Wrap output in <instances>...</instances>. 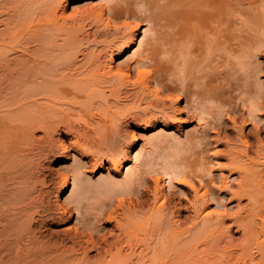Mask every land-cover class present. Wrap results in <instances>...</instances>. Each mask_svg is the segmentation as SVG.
<instances>
[{
    "label": "bare ground",
    "instance_id": "1",
    "mask_svg": "<svg viewBox=\"0 0 264 264\" xmlns=\"http://www.w3.org/2000/svg\"><path fill=\"white\" fill-rule=\"evenodd\" d=\"M67 1L0 0V264H264V143L261 139L252 157L244 139L243 153L237 150L228 155L226 169L229 174H237L234 187L221 173L216 179L210 166L211 156H207L205 150H198L199 153L196 150L197 156L192 160H180V154L177 158L164 154L159 167H154V156L150 151L149 154L133 156L139 163L129 166L126 179L119 182L127 193L131 185L137 184L141 188L134 190L143 196L147 188L146 175L155 172L164 176L163 182H167V186L183 183L192 193L191 197L184 199L186 204L179 199L174 205L176 209L170 211L171 199L159 186V177L153 176L152 204L148 202L151 207L148 213L144 211L153 221L144 234L136 232L138 236L134 231L133 236L131 232L137 225L135 229L131 225L128 231L127 223L139 211L136 207L146 200L137 199L134 202L136 207L130 202L131 206H125L127 215L120 210L118 213L100 196L110 191L107 188L112 186L111 182L98 185L88 182L87 187L84 185L73 195L75 197L70 202L81 215L80 228L73 227L74 232L63 233L64 238L60 236L58 242H50L41 234L42 225L55 224L63 219L67 209L64 204L61 206L50 201L52 188L48 187V182L51 179L40 168L41 158L55 153L58 146L53 143L54 135L64 132L76 151L82 155L89 152V148H82L80 143L92 134L76 126L72 119L75 114L85 116L84 113L88 114L93 107H102L101 100L93 99L104 95V89H110L116 96L121 92H132L133 98H140L138 95L142 94L143 101L148 100L154 107L161 105L158 114L163 117L170 113L166 106L172 110L177 107L180 111L175 104L182 98L184 108L190 106L194 111L200 110L199 117L204 113L202 106L207 101H214L221 109L226 107V114L234 109L236 112L240 104L244 105L252 119L257 116L254 112L264 109V95L257 87L244 89L239 85L243 88L242 94L238 92L241 96L231 94V85L226 83L227 80L224 83L228 75L225 77L220 73L217 56L215 58L219 50H224L228 56L226 63H232L230 57L240 58L252 45L255 34L252 35L251 31L264 35V3H260L264 0H253L254 12L245 10L244 18H240V28L237 27L236 42L232 41L236 36L235 0H103L96 8L76 11L68 16L64 10ZM127 18L134 21L127 22ZM121 19L125 20L123 35L118 41L113 38L106 42L104 39L105 43L101 41L104 44L101 50L109 49L107 61H101L93 56L90 43L99 35H108L111 25ZM67 21L71 22L70 26ZM86 21H96L99 25L90 32L85 29L89 25ZM249 21L251 25H248ZM141 26H144L142 32H137ZM58 37H61V43H56ZM133 47L131 62L113 68V59L126 55ZM113 50L116 51L114 55ZM78 55L82 57L78 59ZM131 71H134V77H131ZM173 92L179 95L169 97ZM163 94H168V104ZM117 108L110 110L106 107L104 111L111 116L114 127L120 126L125 119L121 116L128 114ZM136 118L147 119L145 114L137 113L132 119ZM97 122L100 127L105 124L101 117ZM242 122L240 130L247 122L246 118H242ZM106 133L101 134L105 136ZM59 146L62 151L68 148L64 143ZM109 151L102 155L110 158L113 167L120 166L126 151ZM99 160L95 158L93 165H99ZM75 170L71 172L72 185L80 182L81 172ZM62 179V190H67L68 180L66 177ZM87 192L101 199L94 205V212L80 211ZM225 194H229L227 204L222 203ZM210 198L215 200L217 210L208 209ZM243 199L248 203L241 206ZM233 200L236 209L230 213L227 206ZM184 210L189 214L182 217ZM165 216L169 219L165 220ZM227 220L236 227L235 231L240 232L238 242L234 243L231 231L225 225ZM109 223H113L112 228L103 232ZM67 242H70L68 246ZM93 251L95 259L91 260L89 253Z\"/></svg>",
    "mask_w": 264,
    "mask_h": 264
},
{
    "label": "rangeland",
    "instance_id": "2",
    "mask_svg": "<svg viewBox=\"0 0 264 264\" xmlns=\"http://www.w3.org/2000/svg\"><path fill=\"white\" fill-rule=\"evenodd\" d=\"M101 3H103V0L102 1L101 0H79V1L78 0H68L66 3V7L64 8L65 15L68 16V15H72L76 11H84V10L86 11L87 9L89 10L90 8H93V7L96 8L97 5L99 6V4H101ZM260 3H264V2L261 1ZM245 10L248 12H254L255 11L253 0H235V20H236V22H235V35L237 34L236 32L239 30L238 28H240V18L242 19L245 16V15L243 16V14L246 12ZM237 13L238 14L242 13V15H238ZM130 19L127 18L125 20L127 22H129ZM125 20L124 21L122 19L119 21L116 20L117 22L115 21V23H117V24L114 23L111 25V28H110L111 35H110V33L108 35H99V36H97L95 42L90 43V46H92V47H90V49H91L93 56L98 57L101 61L102 60L107 61V59H108L107 54L109 52V49H106V51L104 52V50H101V47H103L102 46V45H104L103 43L108 41V39L111 40L113 38L114 41H118L119 38L122 37V35H123L122 30L125 28L123 25ZM132 21H134V20L131 19L130 22H132ZM87 22L88 21H86L85 23L87 24ZM67 23H68V21H67ZM96 23L97 22L94 21L92 23H89V25L87 24L85 29L89 30L90 32H91V30L92 31L95 30V26L99 25V23H97V24ZM238 24H239V26H238ZM70 25H71V22L69 21L67 26H70ZM78 25L79 24H77V26ZM115 25H117L118 28ZM248 25H251L250 21L248 22ZM143 27L141 26L140 30L139 31L137 30V32H142L141 30H143ZM115 28L118 29V31ZM119 28L121 29V31ZM115 31H116V33H114ZM249 31H251V30H249ZM251 32H252V35L255 34L253 37L254 38L253 43H252L253 46L251 45L250 47H248V49L245 50L246 52L243 53V55H240L242 52L238 53V55H240V58H239V56H238V58H236V56H235V59H234V57L232 55H229V57L232 56L229 58V59H231L232 63H230V62L226 63L228 56L224 50H222V51L219 50L220 55L219 54L218 55L220 56V58H218V55H217V53L219 51L215 55V58L217 56L216 61H217V59H218V61L220 60L219 63L217 61L218 64L216 63L217 66L219 65L218 67L221 71L220 73H223V75L225 74L224 75L225 77L228 75L226 78H224L225 79L224 83L227 80L226 83L231 85V87H230L231 88L230 90H232L231 94L234 96V93H235V97H240L241 95H239V94L240 93L242 94V92H243L242 90H243V88L245 89V87L246 88L249 87L252 89L257 87L256 89H258V90L260 89L261 90L260 93H262V95H264V35L259 34V33H255L253 31H251ZM114 36L117 38H114ZM91 38L93 39V36H90V39ZM104 39H107V40H105V42H104ZM237 39L238 38L236 35L235 40H232V41L236 42ZM259 39L260 40L262 39V42H259ZM102 40H103V43L101 42ZM254 40H255V42H254ZM57 42H60V43L62 42L61 37L56 38V43ZM258 43H259V45H258ZM134 47L136 48V46H134ZM134 47L131 48V50L126 55L114 58L113 62H112L113 68H116L117 66H123L124 64L130 63L132 60V58H131L132 54L131 53L133 52V49L135 50ZM252 51H254V52H252ZM115 53H116V51L113 50L112 54L114 55ZM235 55H237V53ZM253 55H256V56L254 57ZM81 57H82V55H78V59H80ZM128 57H129V59H128ZM241 57H243V58H241ZM244 58H246V59H244ZM223 60H224V62H223ZM239 61L242 62L243 64L240 63ZM240 64H242V65H240ZM222 71H224V72H222ZM133 74H134V71H131V77L132 76L134 77ZM239 85L241 87L243 86V88L241 89ZM239 91H240V93H238ZM131 93L132 92L125 94V93L121 92V94H119L120 96L119 95L116 96L114 93H111L110 89L106 88V89H104V95H99L101 97L95 96L93 99L94 101L96 100L97 102H99L98 99L101 100L104 105L106 103L105 106L103 105L102 107H98V106L93 107L89 111L90 114L84 113L85 116H79L77 114H75L76 116L74 115V117H73L74 120L72 119L73 123L76 126H80L82 128V130L89 132L90 135L92 134V136H89L90 138L87 137L86 140H84V141L81 140V143H80L82 148H86V149L89 148L88 149L89 152L86 155H82L81 152L76 151L77 149H75L76 147L74 145H70L71 142L67 139L66 134L64 132L62 134H55L54 135L53 143L58 146L55 148L56 149L55 153L50 154L51 156L49 155L47 158H44V159H43V157L41 158L42 165L40 166V168H42V171L44 172L45 175H48V179H51V181L53 180L52 181L53 183L51 181L48 182V184H49L48 187L52 188L50 191V194H49L50 195V197H49L50 201H52L53 204L60 203L59 205H61V206H63V204H64V206H66V208H67L65 211L63 219L59 220L58 222L56 221V223H57V224L55 223L56 225L49 223L48 225L45 224V225H42L43 227L42 226L40 227L41 234L44 237L46 236V239L49 240L50 242H52L54 240H56L58 242V240L60 241V239L62 237L64 238L65 234H63V233L74 232L73 227L74 228H80L81 227V224L79 223V218L81 219V215L77 213L75 207H73L74 203L73 202L71 203L70 201L73 200V198L75 197V196H73V195H76L75 193H78L84 185L85 186H86V184L88 185V182H89V184L93 183L92 185L108 184V183L110 184V182H111L112 186L108 185L109 189L107 188V190H110V191H106L105 193H103L104 195L102 194L100 196L104 199V201H106L107 203L109 202L111 204V208L116 209L118 213L120 210V213L123 212L125 215H127L125 212L128 210L125 208H127L128 206H131V204L132 205L136 204L134 202H137L136 201L137 199L146 200V203H144L145 205L144 204L141 205L142 207L141 206L136 207L134 205L136 208H138L139 211L135 214L136 216H134L132 218L133 220H131V221H129V223H127V228L129 227L128 231H130L131 225H134L133 226L134 229H135V224L137 225L136 229H138V230H136V229L133 231L131 230L132 231L131 233L133 236L135 235L134 231H135V233L141 232L139 234H144V231H146V228H148L150 223H152V221H153L152 219H151L152 221L149 220L150 217H148L149 215L147 214L148 213L147 210L151 207V205L149 203L152 202V194L150 191L153 190V186H154V179H153L154 177L153 176L159 177V180H158L159 186L163 187L165 189L166 194H168L167 195L168 198L171 199V201L169 203V210L170 211H174L176 209L175 208L176 206H174V205L176 204V202L179 199L183 200L182 201L183 204H186V201L184 199L188 198L189 196L190 197L192 196L191 195L192 193L189 190L190 188L186 184L176 183V182L173 183L171 186H167L168 185L167 182H163L164 176L158 174L157 172H155L153 174L148 173L146 175V177L148 178V181L145 184L147 188H146V193L143 196H140L139 194H137V192H135L136 191V190H134L135 188L136 189L141 188L137 184L131 185L132 187H130V190H129L131 193L130 192L127 193L128 190H126V188H123L124 186L120 183L126 179L125 172H126V170H128L129 166H133L136 164L137 161L135 159H133V156L135 157L137 154H141V153L142 154H149L147 152L150 151V154H152L154 156L153 157V159L155 161L154 167H159V164L161 163V160H162V157L164 156V154L165 155L170 154V155H172V157L175 155L174 158H177L181 155V157L178 159H180V160L185 159L186 160V158H187V160H192L193 158H195V156H197L196 150L197 151L200 150V152L202 150L203 151L205 150L206 155L211 156V157L209 156L210 159L212 160V163L210 164V166L213 169V174L216 177V179L218 178V176L220 177L219 174L221 173L222 176L227 177L226 181L228 182V184L231 187H234V184L237 181V179H236L237 174L236 173L229 174L228 170L226 169V165L228 162V155L230 156L232 153H235V151H237V150H238V152L240 151L239 153H243V150H244L243 149L244 144L242 143L243 139L246 140L247 145H249V152L248 153H249V156H251V157L254 156L253 152L255 151L257 145H259L258 144L259 139H261L262 143H264V109H262V111L260 110V111L254 112L255 115H257V116L255 117V119L254 118L252 119V117H250L247 113L248 112L247 107L244 105L241 106V104H240L239 105L240 108L238 107L236 112L234 109L233 112H228V114H226L224 111V109H226V107L225 108L223 107L221 109L219 106H217L218 104L214 103V101H212V102L207 101L208 106H206L207 105L206 103H205L206 105L202 106V110L204 111L205 114L202 113L201 117H199V113H200L199 111L200 110L194 111L190 106H188V108H186V107L184 108L183 106H184L185 102H184V99L182 98L176 102L177 105L175 104V106H179L180 111L177 109V107L172 110L166 106L165 107L166 111H168V113L169 112L170 113L163 117L160 114H158V112H159L158 110L160 109L159 107H161V105H158L159 107H154L152 104H150L148 102V100H144V101L142 100V96H143L142 94L138 95V96H140V98L139 97L137 98V96H135V98H133L131 96L132 95ZM105 94L107 95V97ZM166 95L167 96L164 95V97H165L164 99H165L166 104H168L169 101H168V99L166 100V98L168 97V94H166ZM170 95L172 98H173V96L175 98V96H177L179 94L178 93L176 94L175 92H173V94L169 93V97H170ZM235 97L233 98V101L235 100ZM104 99H105V101H104ZM113 101H115L116 103H114ZM234 102H232V105L233 104L235 105ZM113 104L115 106H117L120 110L125 111V113H128V114L124 113L125 115L121 116V117L124 116L123 118H125V119H123L122 120L123 122L121 123V125L117 126V127H114V126H116V125H114V123L111 124L112 121L109 118L111 116L106 115V113L104 112V111H106L105 110L106 107H108L110 110L111 109L115 110L117 107H115ZM116 104H118V105H116ZM130 106H132V107H130ZM122 107H125V108H122ZM218 107H219V109H218ZM139 108H141V109H139ZM206 108L208 111L205 110ZM98 109H100L101 111L99 110L100 111L99 112ZM217 112H220V114ZM130 113H133V114H130ZM136 113L138 115L145 114L147 119H141V118L140 119L136 118V120L132 119L133 115H136ZM207 113H209V114H207ZM170 114L172 115V118H171ZM95 115H97V116H95ZM77 117H81V118H77ZM99 117L104 119V123L106 124V126H105V124H103L104 125V126H102L103 128L100 127V123L97 122ZM242 118H246L247 122L244 124L243 130H240V124H243ZM78 120L79 121L81 120V121L79 122ZM82 120L84 123L82 122ZM85 120H88L90 124L88 122H86ZM94 120H95V122H94ZM235 120H236V123H235ZM98 124H99V126H98ZM218 124H220V127L217 128ZM94 125H96V126H94ZM97 129H98V131H97ZM95 130L97 133H95ZM106 131H107V133H106ZM102 132L106 133L108 136L106 134H104L105 136H103V134H101ZM201 133H202V135H201ZM93 134H94V137H93ZM95 134H98L100 136L102 135V136L97 137V135H95ZM40 135H41V132L38 133V137ZM102 137H104V138H102ZM200 137H201V139H200ZM88 138H89V140H88ZM204 138H206V140ZM100 139L101 140L103 139V140L99 141ZM202 140H204V141H202ZM208 141H209V143H208ZM39 142H41V141H39ZM101 142H104V143H101ZM201 142H202V144H200ZM37 143H38V141H36V144ZM61 143H64L65 146L68 147L67 149H65V151H62L60 149L59 144H61ZM206 143H208V144H206ZM203 144H206V146H203ZM39 145H41V144L39 143ZM90 147H92V148H90ZM202 147H203V149H202ZM240 149L242 150V152ZM122 150L126 151V155L121 158L122 164L120 166H117V167H113L114 165H112V163H111L112 161L110 160L109 157H104L102 155L106 151L107 152L109 151V153H114V152L116 153V152H119ZM101 151H103V152H101ZM57 152H59V153H57ZM171 152H174L175 154L174 153L171 154ZM90 153L93 155H91ZM198 153H199V151H198ZM185 154H187L188 156ZM170 155H168V156H170ZM157 157H158V159H157ZM30 158L36 160L35 156L34 157L31 156ZM95 158H100L99 161L101 163L99 165H93ZM108 158H109V160H108ZM137 163H139V162H137ZM217 167H219V168H217ZM73 169L74 170L76 169L75 171H77V172L78 171L81 172V173L78 172L80 175V177H79L80 182L78 181L79 182L78 185H72L71 184V182H72V179H71L72 173L71 172L74 171ZM64 176L67 178L68 183H69V187L67 190H62V186L60 184L63 180L62 178H65ZM94 183H96V184H94ZM215 183L218 184V186L220 185L217 180L215 181ZM196 184L198 185V182L195 181V185ZM136 185H137V187H136ZM111 187H113V188L111 189ZM119 188H120V190H119ZM132 188H133L134 192H132L133 191ZM106 193H107V195H105ZM87 195L88 196L85 195V197H86V198H84L85 200L83 199V201H82L83 204H81L82 208H80V211L86 209L87 212H88V210L90 212H91V210H92V212H94V210H93L94 205L96 206V204H98L101 199L99 198V196L96 198V196L90 192H87ZM224 196H225V198L222 201V203L227 204L229 202V194H225ZM88 197H89V199H87ZM67 200L69 201V203ZM97 201H99V202H97ZM130 202H131V204H130ZM247 203H248L247 199H243V200H241L240 205L244 206V205H247ZM215 204H216L215 200L210 198L208 209L209 210L211 209L212 211L217 210V207L215 206ZM235 204H236V202H235V200H233L227 206L228 212L232 213L233 211H235V209H236ZM125 206H127V207H125ZM122 209H125V210L122 211ZM144 211L147 213H145ZM70 213H71V217H68V214H70ZM143 213H145V214L143 215ZM188 214H189V211L184 210L181 213V216L185 217ZM141 215L144 217H142ZM168 216H167V218H168ZM169 217L171 220L172 214H170ZM164 218H166V216ZM167 218L165 220H167ZM128 219H131V217L128 216ZM137 219H138V221H137ZM145 220H146V222H145ZM133 222H134V224H130ZM128 224L130 226H128ZM230 224H231V221L227 220L225 225L227 227H229V230L231 231L234 243L238 242L240 240V232L235 231L236 227L234 225H232V224L230 225ZM112 225H113V223H111V224L109 223L104 228L103 232L109 231V229L112 228ZM183 226L184 225H182V227ZM64 230H66V231H64ZM224 230H226V229L224 228ZM138 233H136V235H138ZM62 234H63V236H62ZM60 236H61V238H60ZM86 237L87 236H85V238ZM54 238H56V239H54ZM69 244H70V242H67L66 246H68ZM89 257L91 260H94L95 259V252L94 251L90 252Z\"/></svg>",
    "mask_w": 264,
    "mask_h": 264
}]
</instances>
